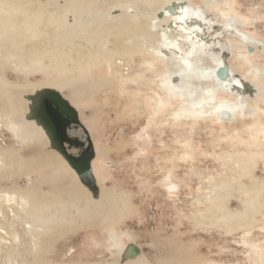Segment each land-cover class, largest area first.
<instances>
[{
	"label": "bare ground",
	"instance_id": "1",
	"mask_svg": "<svg viewBox=\"0 0 264 264\" xmlns=\"http://www.w3.org/2000/svg\"><path fill=\"white\" fill-rule=\"evenodd\" d=\"M205 2L208 8L212 7L213 0ZM216 10L222 16L221 23L213 21L208 10L194 7L190 0H0V126L22 145L44 148L48 144L59 154L33 114L41 93L54 91L61 96L62 87L56 84L30 95L29 87L9 82L4 72L10 70L25 78L29 73H39L42 84L47 86L48 80L60 82L62 76L81 73L85 66L99 60L105 61L110 81L121 93L128 94V87L133 88L135 99L146 90L151 92L149 100H143L150 107L149 119L162 114L171 124H188L193 129L203 122L210 129L221 122L245 127L247 119L252 118L256 123L245 128L251 131L250 142L244 141L243 133L236 127L231 128L224 138L228 147L232 141L238 142L234 151L222 150L210 156L228 171V176L217 173L215 179L201 183L203 192L195 202L207 206L198 207L190 220L194 228L227 229L230 233L236 227L243 230L255 225L258 215L264 230V179L253 173L256 162L263 163L264 172V127L257 123L264 116V97L257 108L248 104L250 98L263 92L264 64L260 67L252 58L264 62V41L239 27L245 20L254 28L263 17L258 9L234 16L233 3ZM143 27L150 37L156 36L154 46L140 35ZM227 36L241 45L236 46L234 58L240 60L243 77L228 65L229 47L221 40ZM225 71L227 79L222 82L219 74ZM88 78L86 88L91 84ZM246 80L259 83L246 84ZM99 84L111 86L107 82ZM26 92L30 96H24ZM69 94L72 98L80 96L74 89ZM66 101L71 106L72 102ZM20 118L27 121L14 120ZM189 141L190 136H183L177 142L184 162L190 158ZM20 168L13 150H0V180L4 175L12 177ZM191 172L192 177L200 179V174ZM169 173L164 175V184L170 195L177 185ZM241 178L247 179L248 184L242 183ZM82 186L90 194H97ZM232 197L239 201L241 210H230ZM80 211L79 204L63 200L52 191L0 186L1 264H63L47 261L46 255L56 242L76 230L73 217L79 216ZM123 233L132 242L137 240L131 231L126 229ZM244 241L255 252L250 264H264V247ZM72 252L70 248L66 255ZM129 255L122 253L121 262Z\"/></svg>",
	"mask_w": 264,
	"mask_h": 264
},
{
	"label": "rangeland",
	"instance_id": "2",
	"mask_svg": "<svg viewBox=\"0 0 264 264\" xmlns=\"http://www.w3.org/2000/svg\"><path fill=\"white\" fill-rule=\"evenodd\" d=\"M205 1L190 0L194 7L208 10L216 23L223 21L216 9L223 8L226 3H233L236 7L232 13L234 16L236 13L240 16L248 14L249 10L258 9L263 19L257 20L254 28L245 20H242L239 27L264 41V2L213 0L212 7L208 8ZM140 35L147 39L149 46H154L156 36L150 37L144 27L141 28ZM221 40L229 47L228 51L226 49L230 54L227 57L228 65L243 77L245 72L239 68L240 60L234 58L235 54L237 56L238 41L230 36L221 37ZM247 50L249 51V47ZM252 59L263 67V61L257 57ZM28 75L25 78L10 70L4 72L9 82H15L19 87H29L32 92L30 95L56 84L62 87L61 96L72 102L71 106L90 138L93 153L91 170L97 192L96 195L90 194L60 154L50 149L48 144L44 148L22 145L12 138L4 126H0V150H13L16 162L21 163V168L12 177L4 175L0 180L1 187L52 191L61 199L81 206L79 216L73 217L72 226L76 230L55 243L56 248H51L46 255L47 261L63 264H250V256L255 252L244 240L258 245L257 248L264 247V230L261 229L263 221H260L258 215L259 219L256 216V220L259 221L254 226L243 230L236 227L237 231L231 229V235L227 229L194 228L190 220L198 207L202 209L207 206L203 202H195V198L203 192L201 183L215 179L214 175L217 173L222 177L228 176V171L210 156L219 154L222 150L234 151L238 142L232 141L228 147L224 138L231 128L236 127L243 133L241 136L245 138L244 141L250 142L248 139L251 131L245 128L256 123L252 118L247 119L245 127L239 123L231 125L221 122L214 123L210 129L203 122L193 129L188 124H171L170 119L164 118L162 114H156L155 119H149L150 107L143 100H149L151 92L146 90L143 94L134 96L135 99L133 95L136 93L132 94L131 90L133 88L128 87V94L121 93L110 81L104 60L85 66L81 73L62 76L60 82L48 80L47 86L42 84L44 80L39 73ZM88 77L91 78V84L86 88ZM246 81V84L259 83ZM101 82H107L112 87H100ZM78 83L82 88L78 87ZM69 88L74 89L77 96H80L70 97ZM262 91L248 100L249 107L257 108L263 103L261 100L264 97V86ZM24 94L30 96L27 92ZM25 101L28 104L26 99ZM258 114L259 112L256 113ZM14 120L23 122L26 119ZM257 123L264 127V116ZM183 136H190V147L187 150H190L189 162L182 160V149L177 143ZM256 163L253 173L264 179V172L261 171L263 163ZM8 168L11 170L12 167ZM191 169L195 174H200V179L192 177L194 175ZM165 173H169L170 179L177 185L175 193L170 195L165 190ZM240 181L248 184L245 178ZM229 203L230 210H241L235 197ZM262 205L264 207V200ZM126 229L136 236L135 242L125 236L123 231ZM72 245L80 249L83 255L85 250L92 255L89 258L81 256L79 261H73V257L62 258V252L68 251ZM124 252L130 255L125 262H121Z\"/></svg>",
	"mask_w": 264,
	"mask_h": 264
},
{
	"label": "water",
	"instance_id": "3",
	"mask_svg": "<svg viewBox=\"0 0 264 264\" xmlns=\"http://www.w3.org/2000/svg\"><path fill=\"white\" fill-rule=\"evenodd\" d=\"M39 98L33 118L47 132L52 147L65 159L80 183L96 192L91 170L92 146L77 112L54 91H45Z\"/></svg>",
	"mask_w": 264,
	"mask_h": 264
},
{
	"label": "crops",
	"instance_id": "4",
	"mask_svg": "<svg viewBox=\"0 0 264 264\" xmlns=\"http://www.w3.org/2000/svg\"><path fill=\"white\" fill-rule=\"evenodd\" d=\"M57 245V244H56ZM55 245V246H56ZM72 247V253H71V255H69V256H67L66 255V251L67 250H65V252H62V258L63 257H67V258H70V257H73V261H79V260H81L80 258H82L81 256H87V258H89L92 254H90V253H88V251L87 250H85L84 251V255L82 254V252H80V249L78 250L75 246H71ZM56 248V247H55ZM76 258V259H75ZM87 258H85V259H87Z\"/></svg>",
	"mask_w": 264,
	"mask_h": 264
},
{
	"label": "snow or ice",
	"instance_id": "5",
	"mask_svg": "<svg viewBox=\"0 0 264 264\" xmlns=\"http://www.w3.org/2000/svg\"><path fill=\"white\" fill-rule=\"evenodd\" d=\"M168 10H169V11H173L171 8L168 9ZM219 75H220V78H221V81H222V82H223L224 80L227 79V72H226V71L223 72V73H220Z\"/></svg>",
	"mask_w": 264,
	"mask_h": 264
},
{
	"label": "flooded vegetation",
	"instance_id": "6",
	"mask_svg": "<svg viewBox=\"0 0 264 264\" xmlns=\"http://www.w3.org/2000/svg\"><path fill=\"white\" fill-rule=\"evenodd\" d=\"M61 156V155H60ZM63 159V158H62ZM64 160V159H63ZM65 161V160H64ZM66 162V161H65ZM67 164V163H66ZM68 165V164H67Z\"/></svg>",
	"mask_w": 264,
	"mask_h": 264
}]
</instances>
